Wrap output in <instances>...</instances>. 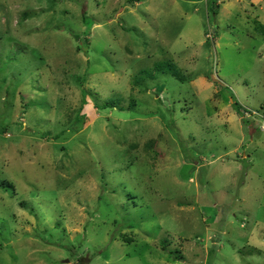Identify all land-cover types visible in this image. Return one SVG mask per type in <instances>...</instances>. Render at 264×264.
<instances>
[{
	"label": "rangeland",
	"instance_id": "374dc122",
	"mask_svg": "<svg viewBox=\"0 0 264 264\" xmlns=\"http://www.w3.org/2000/svg\"><path fill=\"white\" fill-rule=\"evenodd\" d=\"M260 23L264 0H0V264H264Z\"/></svg>",
	"mask_w": 264,
	"mask_h": 264
},
{
	"label": "trees",
	"instance_id": "16d2710c",
	"mask_svg": "<svg viewBox=\"0 0 264 264\" xmlns=\"http://www.w3.org/2000/svg\"><path fill=\"white\" fill-rule=\"evenodd\" d=\"M215 14L217 13V11H214ZM257 29L264 35V25L263 24H258ZM157 68L161 71H166V72H172L173 75L177 76L179 79H182V74L180 73V70L178 67H176L175 65L169 63V62H161L157 65ZM184 79V78H183ZM237 110L238 112H240V114H242L241 112V107L239 105H237ZM83 114V113H82ZM3 185V184H2ZM5 186V185H4Z\"/></svg>",
	"mask_w": 264,
	"mask_h": 264
}]
</instances>
